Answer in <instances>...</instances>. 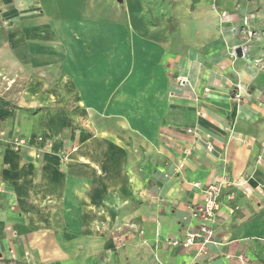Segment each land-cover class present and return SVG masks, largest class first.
<instances>
[{
    "label": "crops",
    "instance_id": "crops-1",
    "mask_svg": "<svg viewBox=\"0 0 264 264\" xmlns=\"http://www.w3.org/2000/svg\"><path fill=\"white\" fill-rule=\"evenodd\" d=\"M0 264H264V1L0 0Z\"/></svg>",
    "mask_w": 264,
    "mask_h": 264
},
{
    "label": "built area",
    "instance_id": "built-area-1",
    "mask_svg": "<svg viewBox=\"0 0 264 264\" xmlns=\"http://www.w3.org/2000/svg\"><path fill=\"white\" fill-rule=\"evenodd\" d=\"M250 17L246 16L243 20V25L248 28L247 34L249 38L255 36V32L249 28ZM246 46H243V52L246 50ZM240 89L236 92V98H240ZM209 89L206 88V91ZM20 142H25L24 139H19ZM227 181L222 179L203 187V198L201 203L197 204L193 209V214L198 217L199 224L195 229L190 230L187 233L185 239L171 238L170 242L173 244L183 245L184 247L195 246L197 247V254L205 253L208 249V245L215 242V228L216 217L220 206V197L222 190L227 185ZM200 186L199 182L194 184ZM240 261L247 263L243 256H239Z\"/></svg>",
    "mask_w": 264,
    "mask_h": 264
},
{
    "label": "water",
    "instance_id": "water-1",
    "mask_svg": "<svg viewBox=\"0 0 264 264\" xmlns=\"http://www.w3.org/2000/svg\"><path fill=\"white\" fill-rule=\"evenodd\" d=\"M118 2H122L123 0H117ZM236 53H237V55L239 56V57H241V56H243V49H242V47H238L237 49H236Z\"/></svg>",
    "mask_w": 264,
    "mask_h": 264
},
{
    "label": "rangeland",
    "instance_id": "rangeland-1",
    "mask_svg": "<svg viewBox=\"0 0 264 264\" xmlns=\"http://www.w3.org/2000/svg\"><path fill=\"white\" fill-rule=\"evenodd\" d=\"M212 3H213L214 6H216L217 0H212Z\"/></svg>",
    "mask_w": 264,
    "mask_h": 264
}]
</instances>
